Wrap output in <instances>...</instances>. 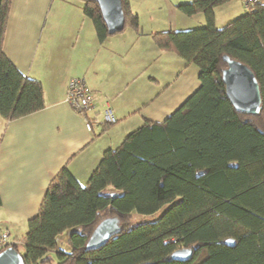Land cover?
Listing matches in <instances>:
<instances>
[{
	"label": "trees",
	"instance_id": "16d2710c",
	"mask_svg": "<svg viewBox=\"0 0 264 264\" xmlns=\"http://www.w3.org/2000/svg\"><path fill=\"white\" fill-rule=\"evenodd\" d=\"M80 1L104 40L110 34L98 4ZM228 1L181 4L188 16L202 13L204 25L152 35L160 49L199 68V87L164 121L146 120L106 149L86 183L66 166L57 172L27 232L10 244L24 264H264V0H247L243 14L216 27L214 9ZM121 5L124 28H137L127 0ZM9 6L0 0V115L13 120L45 102L41 82L3 51ZM223 55L254 73L258 114L236 111L227 98ZM134 215L144 219L133 224ZM110 217L121 231L87 249L97 223ZM181 248L192 250L189 260L172 259Z\"/></svg>",
	"mask_w": 264,
	"mask_h": 264
},
{
	"label": "crops",
	"instance_id": "0c3cea01",
	"mask_svg": "<svg viewBox=\"0 0 264 264\" xmlns=\"http://www.w3.org/2000/svg\"><path fill=\"white\" fill-rule=\"evenodd\" d=\"M192 1L127 0L137 28L99 41L80 0H10L3 51L22 74L41 82L45 106L13 120L0 115V234L7 230L18 242L62 167L86 183L106 149L146 120L164 121L199 87V68L152 38L203 26L202 13L178 8ZM246 2L215 7V26L243 14ZM73 76L85 77L92 96L84 114L65 102ZM106 108L115 122L105 120Z\"/></svg>",
	"mask_w": 264,
	"mask_h": 264
},
{
	"label": "water",
	"instance_id": "95a60500",
	"mask_svg": "<svg viewBox=\"0 0 264 264\" xmlns=\"http://www.w3.org/2000/svg\"><path fill=\"white\" fill-rule=\"evenodd\" d=\"M101 12L108 34H114L124 29V13L121 0H93ZM226 67L222 69V81L225 94L236 111L255 115L261 110V95L258 82L252 70L245 64L223 55ZM121 231L119 219L110 217L101 220L90 234L86 243L87 249H97L113 235ZM225 244L231 246L234 241L226 239ZM192 255V250L181 248L175 250L171 257L177 261H187ZM0 264H24L21 254L13 247L8 246L0 251Z\"/></svg>",
	"mask_w": 264,
	"mask_h": 264
},
{
	"label": "built area",
	"instance_id": "2783aa9c",
	"mask_svg": "<svg viewBox=\"0 0 264 264\" xmlns=\"http://www.w3.org/2000/svg\"><path fill=\"white\" fill-rule=\"evenodd\" d=\"M65 102L76 113L84 114L92 106V96L87 88V82L84 76H73L68 80ZM105 120L108 122H115V117L109 108L104 110ZM85 128L91 131V121L86 118ZM16 241L10 240V234L6 230L0 234V247L10 246ZM17 243V242H16Z\"/></svg>",
	"mask_w": 264,
	"mask_h": 264
},
{
	"label": "rangeland",
	"instance_id": "374dc122",
	"mask_svg": "<svg viewBox=\"0 0 264 264\" xmlns=\"http://www.w3.org/2000/svg\"><path fill=\"white\" fill-rule=\"evenodd\" d=\"M144 218L143 217H139V215H134L133 219H132V223H136L140 220H143ZM58 241L60 242L61 246L64 247V248H68V245L65 241V235H61L59 236L58 238Z\"/></svg>",
	"mask_w": 264,
	"mask_h": 264
}]
</instances>
